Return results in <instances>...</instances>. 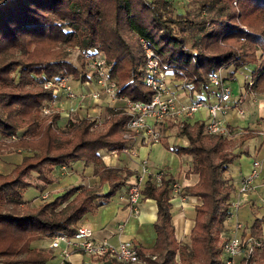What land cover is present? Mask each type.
<instances>
[{
    "label": "trees",
    "instance_id": "1",
    "mask_svg": "<svg viewBox=\"0 0 264 264\" xmlns=\"http://www.w3.org/2000/svg\"><path fill=\"white\" fill-rule=\"evenodd\" d=\"M184 1L192 8L179 9L174 0H0V136H13L8 146L25 152L9 172L0 173V264H46L51 252L32 248L31 242L72 235L84 215L106 204L135 174L101 158L102 152L119 153L125 146L123 111L106 108L101 128H92L95 120L85 116L59 127V114L39 113L43 104L60 97L53 88L44 89V81L64 76L91 81L85 62L102 55L115 95L147 102L152 93L142 82L141 39L164 71L184 76L197 96L209 97L207 76L228 66L226 77L246 70L252 79L247 89L264 92V0ZM67 48L78 51L75 63L67 58ZM248 131L227 139L207 134L203 122L194 121L176 129L185 145L168 144L162 135L165 151L189 158L186 173L197 180L181 187L180 195L196 202L187 241L177 240L170 212L174 176L163 169L158 185L151 172L145 177L140 200L154 203V242L149 248L135 244L141 264H221L220 235L236 191L231 178L222 175L247 155L231 148L235 139L243 143L255 133ZM75 161L91 166L95 188L70 186L35 206L24 203V190L41 192L54 182L56 169ZM30 173H35L33 182L27 180ZM245 229L262 242L250 264H264V216Z\"/></svg>",
    "mask_w": 264,
    "mask_h": 264
},
{
    "label": "built area",
    "instance_id": "2",
    "mask_svg": "<svg viewBox=\"0 0 264 264\" xmlns=\"http://www.w3.org/2000/svg\"><path fill=\"white\" fill-rule=\"evenodd\" d=\"M139 41L143 53L142 82L152 93L150 100L147 102L117 97L114 83L106 77L103 56L96 55L87 59L88 76L90 82L97 89L90 93L89 99L97 101L102 94L111 98H118L122 103L120 109L126 115V121L120 130V136L125 141V146L119 153L111 151V154L134 157L136 149L158 144L165 127L180 128L183 123L191 122V118L199 110L205 114L203 127L207 134L232 139L249 132L248 130L235 129L234 126L225 123L220 118L227 109L226 106L231 98L230 88L224 81L227 74L223 72L222 67L207 76V84L212 91L210 96L207 98L197 96L192 92L184 76L175 78L172 73L164 71L157 55L144 41L141 39ZM234 73L229 77L231 80L235 79ZM240 78L243 89L251 86L252 80L248 74L243 73ZM42 86L53 88L65 100H71V102L83 100L85 96L83 94L76 96L71 91L66 77L46 80ZM241 102V97L237 96L231 103V107L236 109L238 115L242 114L239 108ZM43 111L47 112L46 109ZM75 112L76 107L74 106L65 112L68 121H73ZM85 117L89 118L87 115ZM93 119L97 124L103 121L95 116ZM261 133L259 131L258 134ZM11 138L14 139L13 136ZM262 167L263 161L252 158L249 170L239 178L235 197L233 196L230 200L229 212L224 220L226 226L220 235L221 264H250L254 253L262 246L261 236L251 235L245 229V225L237 219L240 197L254 192L259 186L256 182L261 177ZM162 171V169H150L146 158H142L138 162L134 176L125 187L124 204L128 214L126 218L116 224L117 242L115 245L109 244L104 239L94 240L88 227L78 226L70 236H53L50 239V248H59L60 253L65 257L68 252H79L94 259H115L124 264H141L134 243L124 236V226L129 218L136 217L139 214L140 190L145 177L151 172L155 184L158 185ZM180 188L174 180L170 187V195L173 199L177 198L179 202H183L184 197L180 195ZM45 196L41 195L40 197L45 198ZM229 222H232V224L228 225ZM59 243H62L63 246L59 247Z\"/></svg>",
    "mask_w": 264,
    "mask_h": 264
},
{
    "label": "crops",
    "instance_id": "3",
    "mask_svg": "<svg viewBox=\"0 0 264 264\" xmlns=\"http://www.w3.org/2000/svg\"><path fill=\"white\" fill-rule=\"evenodd\" d=\"M229 72L230 71L228 70L226 74L228 75ZM226 80L234 83L228 86L231 91V98L226 106L227 109L223 112L220 118L222 119V121H224L225 123L231 126H235V125L242 126L243 129L250 128L255 132L254 134H256L254 137L258 138V140H256L257 143L261 142L260 141L261 134L258 133L264 126V120L263 121L259 120L258 123H256L255 121H257V118L264 119V96H260L255 93L253 94V92L250 89L247 88L243 89L242 82L237 83L236 80H231V78L229 77H227ZM237 96H240L242 99V102L239 106V108L242 111L241 115H238L236 109L231 107V103ZM52 103H53L52 105L54 104L58 105V103L60 105L61 96L55 98L54 101H52ZM244 115L246 116L244 117ZM63 117L65 116H63L61 113V115H59L60 121H57V125L60 124L61 127L64 124ZM252 139L253 138H250L244 142L245 147L248 148L247 150L254 149L253 147L254 142H252ZM258 152L256 151V149H254L253 154ZM168 154L171 157L175 156L174 154L165 151L159 143L153 144L150 147H140L136 149V153L134 157H128L126 155L120 154L123 161V164L121 166H124L131 171H135L138 162L142 158H146L150 169L152 170L164 169L163 167H165V170L169 171L170 173V167L167 164H165ZM247 154H249V151ZM178 158L181 160L187 159L185 162L189 161V158L186 156H178ZM188 166L189 165L186 164L185 168H187ZM249 166H250V162H249ZM236 173L237 174L235 177L238 183L239 178L245 173H241L240 170H237ZM180 177L181 179L177 180L176 178L177 181L175 180L180 187L192 185L196 182L197 179L196 175L192 173L191 174L187 173L186 178L185 176L183 177V174ZM131 179L132 177L128 179V182ZM254 193L255 191L250 194H247L246 196H241L240 204L241 205L244 203H246L244 205L251 204L252 201L250 200V197ZM124 198H125V187L118 190V197L116 200L113 201L112 204L111 202L110 203L107 202L106 204L98 207L94 213L84 215L79 222V226L88 227L92 232V237L94 240L104 239L109 244L115 245L117 242V237L115 235L116 224L121 222L124 218H126L128 214L127 210L125 209ZM195 202L196 200L194 198H189V197L184 198L183 202H179L177 198H174L171 201V210H170L171 224L173 226L174 235L177 240L187 241L189 228L192 224V216H193L192 207L195 204ZM154 219H155V207L153 201L150 199L140 200L139 214L136 217H132L128 219V221L124 226V236L126 238H129L134 243V245L138 244L143 248L151 247L154 242V231L152 229V222L154 221ZM42 241H46V242L42 243ZM49 243H50V239H40L37 241H33L30 244L32 248H35L39 251L51 252L52 255L51 259L50 261L48 260L46 264L47 263L48 264H106L105 262L107 260H114L118 262L115 259L90 258L79 252H68V255L65 257L60 253L59 248H50ZM62 246L63 244L59 243V247Z\"/></svg>",
    "mask_w": 264,
    "mask_h": 264
},
{
    "label": "rangeland",
    "instance_id": "4",
    "mask_svg": "<svg viewBox=\"0 0 264 264\" xmlns=\"http://www.w3.org/2000/svg\"><path fill=\"white\" fill-rule=\"evenodd\" d=\"M173 5L179 9H184V8H192L191 6L189 7V4H186L184 0H174ZM67 53V58L69 61L72 63L76 62V55L78 54V51L76 49H66ZM87 61L85 62V68L87 71L86 67ZM223 72L227 73L228 70L231 71L232 68L231 66H228L226 68H223ZM243 73L248 74L246 70H237L234 73V80H236L237 83L241 82V75ZM89 72L87 71V75ZM226 75V74H225ZM249 75V74H248ZM68 78V84L70 85L71 91L78 96V94H83L84 99L83 100H78L77 102H71V100H65L59 92H57L61 96V104L59 105H52V102H47L46 104H43V106L40 107L39 113L41 117H44L50 113L56 112L57 114L65 116L64 121H63V126L62 128L66 125V119L67 116L64 114L65 112L68 111V109L72 106L76 107V112L74 113L75 116L81 117V116H89V118H99V120H103L101 123L97 124L94 122L92 125V128L99 127L101 128L107 119V115H105L106 108H111V109H120L122 108V103L121 100L118 98H111L108 97L104 94L100 95L97 101H92L89 99V95L91 92L97 90L96 86L93 85L92 82H78L76 80H73L70 76H64ZM251 78V77H250ZM252 80V79H251ZM225 83L229 86L234 82H229L227 80H224ZM44 88V87H43ZM46 89V88H44ZM48 89V88H47ZM253 94H258L260 96H264V92H254V89H250ZM46 109L47 112H44L43 110ZM204 112L199 110L197 111L193 117L191 118V123L194 121H199L203 122L204 120ZM246 115H244L245 117ZM75 117H73V120ZM244 119V118H243ZM94 120V119H93ZM260 119L257 118L256 123H258ZM57 121H60L59 119ZM67 123V122H66ZM61 127V125H58ZM235 129L242 130V126H234ZM248 130H251L250 128H247ZM261 133V142L257 143L256 140H258L257 137H254L256 134L251 133V138L253 143L254 149L259 152L254 153L253 150H247L248 148L245 147V141L250 139H246L243 143H239L237 139H235V142L233 144V147L231 148V152H238V151H246L249 154H242L237 160H234L233 163L229 165L228 172L224 173L222 176L223 178L228 176L229 178L231 177V182L233 183V186L236 187L237 180H236V171L240 170L241 173H245L248 170L249 167V162L252 158L255 157V159L259 161H263V167H262V174L261 177L257 180L256 184L259 186L255 190V193L250 197V200L252 201L251 204L244 205L240 204L238 211H237V219L240 223L248 227L253 219L259 218L264 216V126L260 130ZM176 128L173 126H167L165 127V130L163 132V135L165 136V141L168 144H179V145H185L186 142L183 138L178 137L176 135ZM245 135V134H243ZM242 136V135H241ZM11 141H15L14 139L11 138V136H0V173H7L10 171V169L18 163L21 159V157L25 154L22 150L16 149L13 150L8 144ZM253 151V152H250ZM175 155V154H174ZM101 158L102 161L105 165L107 166H121L123 164L122 158L120 155L117 154H111L110 152H102L101 153ZM174 159V160H173ZM187 160V159H186ZM186 160H181L178 158L177 155L174 157L167 155L165 164H167L170 167V174L172 176H175V179L177 180L181 179V175L183 174V177H187L186 170H188L189 166L185 168V165H189V161L185 162ZM167 167V166H166ZM165 169V167H163ZM163 170V169H162ZM169 172V171H168ZM185 172V173H184ZM62 173V174H61ZM61 174V176H60ZM191 174V173H190ZM35 176V173H30L29 176L27 177V180L30 182H33V178ZM54 182L52 184H49L43 188L41 192H38L34 190L33 188H28L22 192V200H25V204L28 206H35L39 204L43 200H50L52 199L55 195L63 192L65 189H67L70 186H77V185H83L85 187H93L95 188L97 186L96 179L91 176V166L84 165L80 161H75L70 164V168H64L61 170H55L54 171ZM197 178V177H196ZM176 180V181H177ZM197 180V179H196ZM106 190V185H102L100 188V191H105ZM40 194L46 195L45 198H41ZM118 197V191H116L111 198L109 199V203H113L114 200H116ZM232 222H229L228 225H231ZM226 224H224V227ZM185 238V237H184ZM46 241H42V243H45ZM50 261V260H49ZM48 264V263H47Z\"/></svg>",
    "mask_w": 264,
    "mask_h": 264
}]
</instances>
